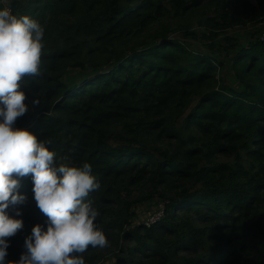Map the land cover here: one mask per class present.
I'll list each match as a JSON object with an SVG mask.
<instances>
[{
	"label": "trees",
	"instance_id": "16d2710c",
	"mask_svg": "<svg viewBox=\"0 0 264 264\" xmlns=\"http://www.w3.org/2000/svg\"><path fill=\"white\" fill-rule=\"evenodd\" d=\"M8 1L44 28L16 126L51 141L58 164L90 163L100 185L86 200L108 245L90 246L85 264H264V41L234 44L232 87L222 60L174 36L196 37L175 26L215 1L224 12L198 21L215 40L231 15L264 20V0ZM20 182L27 200L7 210L24 222L8 238L12 262L47 227L31 174Z\"/></svg>",
	"mask_w": 264,
	"mask_h": 264
},
{
	"label": "clouds",
	"instance_id": "9594fccd",
	"mask_svg": "<svg viewBox=\"0 0 264 264\" xmlns=\"http://www.w3.org/2000/svg\"><path fill=\"white\" fill-rule=\"evenodd\" d=\"M0 0V264H85L89 247L104 248L108 241L95 223L99 213L90 200L99 183L88 162H56L51 141L38 139L28 128L16 126L28 111L21 81L40 70L44 28L28 14L16 15ZM39 104V100H33ZM31 174L33 199L47 217L25 238L24 251L8 261L9 237L24 222L7 210L27 200L20 178Z\"/></svg>",
	"mask_w": 264,
	"mask_h": 264
},
{
	"label": "rangeland",
	"instance_id": "374dc122",
	"mask_svg": "<svg viewBox=\"0 0 264 264\" xmlns=\"http://www.w3.org/2000/svg\"><path fill=\"white\" fill-rule=\"evenodd\" d=\"M3 6L10 8L9 1L5 0ZM223 12L224 8L222 5H219V2L214 1L207 4L202 12L193 16V19L190 21H179V23L175 26L179 28L180 25H191L190 28L196 33V37L182 38V34L178 29V33L174 36L182 39L191 50L197 52H210L211 55H214L217 59L222 60L225 63V69L223 72L225 81L227 84L234 87L236 85V79L232 70L231 54L234 53L236 49L233 46L235 44L239 50L242 46L255 43L258 40L261 42L264 41V20L261 19L259 21L242 24L238 20L237 16L231 15L229 28L225 32L221 33L215 40L209 39L206 35H204L208 34L209 30L205 25H199L198 21L200 19L216 17L218 14ZM212 48H214V52H212ZM73 76L74 78L79 77L78 74H74ZM140 210L141 213L139 219L141 221H148L154 218L157 211L160 210V206L153 203L140 206Z\"/></svg>",
	"mask_w": 264,
	"mask_h": 264
}]
</instances>
